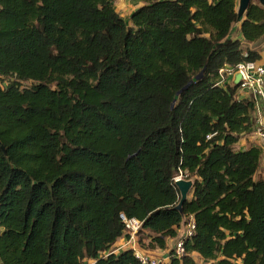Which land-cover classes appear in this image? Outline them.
<instances>
[{
    "label": "trees",
    "instance_id": "16d2710c",
    "mask_svg": "<svg viewBox=\"0 0 264 264\" xmlns=\"http://www.w3.org/2000/svg\"><path fill=\"white\" fill-rule=\"evenodd\" d=\"M241 20L262 39L264 2L144 0L129 24L113 0H0L1 264H137L103 255L128 235L121 214L164 264H264L263 149L235 148L255 104L218 84L261 59L231 38Z\"/></svg>",
    "mask_w": 264,
    "mask_h": 264
},
{
    "label": "built area",
    "instance_id": "2783aa9c",
    "mask_svg": "<svg viewBox=\"0 0 264 264\" xmlns=\"http://www.w3.org/2000/svg\"><path fill=\"white\" fill-rule=\"evenodd\" d=\"M237 73L242 75L239 84V97L243 98V94L248 93L250 99L254 102V124L257 126L256 131L258 134L264 138V65L259 61H246L235 65H227L220 69L218 84H224L227 79L234 84ZM121 218L125 222L128 235L121 239L114 246V249L104 252L103 255H108L110 251L120 252L131 249L137 259V264H164L168 255H160L149 251L138 242V233L142 228L143 221L137 218H128L125 214H121ZM184 227V231L177 239L174 247V254L178 257L186 254L185 242L195 234L196 222L193 216L184 224Z\"/></svg>",
    "mask_w": 264,
    "mask_h": 264
},
{
    "label": "crops",
    "instance_id": "0c3cea01",
    "mask_svg": "<svg viewBox=\"0 0 264 264\" xmlns=\"http://www.w3.org/2000/svg\"><path fill=\"white\" fill-rule=\"evenodd\" d=\"M114 6L116 8L117 11H119V13L121 14V16L126 20L127 23L131 24V15L132 13L139 8L140 6H142L144 4V0H113ZM244 19V17L242 18ZM241 23L242 20L236 24H234L230 36L231 38L234 39H242L243 44H246L247 42L244 40V37L241 33ZM264 38V37H263ZM257 43V42H256ZM255 43V44H256ZM255 44L252 43H248V46L256 49L260 52L261 59L259 60V62L261 64L264 65V48L263 50H259L258 47L255 46ZM245 98H249L250 96L248 95V93L243 94ZM257 126L254 124L252 129L249 132H245L242 134L239 142L235 145V148L238 149H246L248 148L250 145H257L260 146L263 149V154L261 157V163H260V167L258 170L257 175L261 178H264V138L261 137L258 132L256 131ZM180 236L175 237V239H169V247L172 248L174 246V244L176 243L177 239ZM172 247H171V246ZM160 255H167V253H160V252H154ZM194 257L196 258V260L198 261L199 259L201 260V258L195 253ZM202 261H204L202 259ZM206 264H209V262L204 261ZM197 264V263H196ZM237 264H240V262H238Z\"/></svg>",
    "mask_w": 264,
    "mask_h": 264
},
{
    "label": "water",
    "instance_id": "95a60500",
    "mask_svg": "<svg viewBox=\"0 0 264 264\" xmlns=\"http://www.w3.org/2000/svg\"><path fill=\"white\" fill-rule=\"evenodd\" d=\"M253 0H240V10L243 11L245 10L248 5L252 2ZM259 2L263 3L264 0H259ZM242 79L241 73H237L235 78H234V84L239 85ZM190 83L186 86L188 87ZM176 184L181 192V201L178 205V207L182 206V204L188 199L189 193L191 191V188L193 186V181L191 180H186L184 178H177Z\"/></svg>",
    "mask_w": 264,
    "mask_h": 264
},
{
    "label": "rangeland",
    "instance_id": "374dc122",
    "mask_svg": "<svg viewBox=\"0 0 264 264\" xmlns=\"http://www.w3.org/2000/svg\"><path fill=\"white\" fill-rule=\"evenodd\" d=\"M253 2H255V3H259V0H253ZM239 5H240V0H237V8L239 7ZM249 43H252V44H255L254 42H249ZM248 46V42L246 43V45L245 46H243L245 49H246V47ZM255 46L256 47H258L259 48V50H263V48H264V38H262V39H260L256 44H255ZM264 52V51H263ZM184 224L181 226V228H180V230H179V234H178V236H180L182 233H183V231H184ZM171 246V245H170ZM172 247V246H171ZM90 262H94L93 260H90ZM197 264H206L204 261H202V259L200 260H198L197 261Z\"/></svg>",
    "mask_w": 264,
    "mask_h": 264
}]
</instances>
